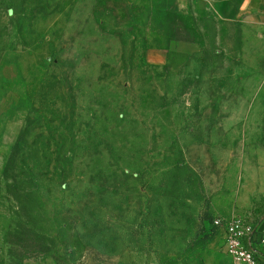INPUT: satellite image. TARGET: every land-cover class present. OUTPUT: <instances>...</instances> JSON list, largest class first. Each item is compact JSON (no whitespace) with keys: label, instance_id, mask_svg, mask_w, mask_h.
Returning a JSON list of instances; mask_svg holds the SVG:
<instances>
[{"label":"rangeland","instance_id":"rangeland-1","mask_svg":"<svg viewBox=\"0 0 264 264\" xmlns=\"http://www.w3.org/2000/svg\"><path fill=\"white\" fill-rule=\"evenodd\" d=\"M228 1L0 0V264H207L264 221V0Z\"/></svg>","mask_w":264,"mask_h":264},{"label":"built area","instance_id":"built-area-1","mask_svg":"<svg viewBox=\"0 0 264 264\" xmlns=\"http://www.w3.org/2000/svg\"><path fill=\"white\" fill-rule=\"evenodd\" d=\"M215 226L224 230L229 264H264V221L235 218L227 223L217 220Z\"/></svg>","mask_w":264,"mask_h":264},{"label":"crops","instance_id":"crops-1","mask_svg":"<svg viewBox=\"0 0 264 264\" xmlns=\"http://www.w3.org/2000/svg\"><path fill=\"white\" fill-rule=\"evenodd\" d=\"M243 2L245 4L247 0H243ZM227 6H228L227 13L219 14V18H222L223 20H230V21L236 19L237 16L241 13V9L237 10L236 6L230 0L228 1ZM261 16H264V13ZM217 238L218 237L215 238V241H214L215 243L213 244V249H212L213 252L211 256L209 257L207 264H229L231 262V259L227 253L225 243L218 244L217 243L218 240H216Z\"/></svg>","mask_w":264,"mask_h":264}]
</instances>
